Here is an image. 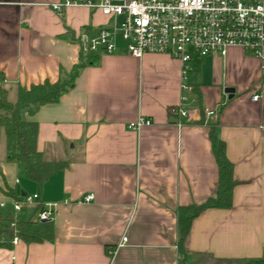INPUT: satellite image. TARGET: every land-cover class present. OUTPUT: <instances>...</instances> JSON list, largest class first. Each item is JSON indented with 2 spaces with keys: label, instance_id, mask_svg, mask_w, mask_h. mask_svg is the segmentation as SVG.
I'll return each instance as SVG.
<instances>
[{
  "label": "crops",
  "instance_id": "crops-1",
  "mask_svg": "<svg viewBox=\"0 0 264 264\" xmlns=\"http://www.w3.org/2000/svg\"><path fill=\"white\" fill-rule=\"evenodd\" d=\"M63 1L0 0V84L10 102L20 88L68 79L77 68L57 102L22 110L38 123L44 159L65 161V168L38 184L23 165L8 161L0 133V221L34 219L40 205L53 204L55 229L52 240L15 235L14 243L0 222V264H182L179 209L218 189L212 133L233 164L232 206L193 219L187 264L264 257V58L238 46L226 56L196 58L191 89L181 86L180 60L165 53L135 57L121 40L114 53H91L98 55L91 63L81 43L109 19L83 5L60 14L54 4ZM211 109L217 117L207 116ZM138 118L152 123L130 128ZM87 194L94 198L85 201ZM34 195L15 211L13 202Z\"/></svg>",
  "mask_w": 264,
  "mask_h": 264
},
{
  "label": "built area",
  "instance_id": "built-area-1",
  "mask_svg": "<svg viewBox=\"0 0 264 264\" xmlns=\"http://www.w3.org/2000/svg\"><path fill=\"white\" fill-rule=\"evenodd\" d=\"M83 5L99 10L109 19L99 34L81 43L85 53H114L121 40L124 51L135 57L146 53H165L182 63V88L191 89L188 73L193 61L211 54L226 56L230 47L264 58V0H65L54 4L58 13L68 6ZM253 95L254 100L260 99ZM172 114L186 116V111L172 109ZM217 117L218 109L207 110ZM152 122L138 118L130 128ZM37 195L13 202L15 211L31 204ZM87 194L85 201H91ZM1 207L5 206L3 203ZM54 205H43L39 220H52ZM18 242V237L13 239ZM127 242L122 239L120 246Z\"/></svg>",
  "mask_w": 264,
  "mask_h": 264
},
{
  "label": "trees",
  "instance_id": "trees-1",
  "mask_svg": "<svg viewBox=\"0 0 264 264\" xmlns=\"http://www.w3.org/2000/svg\"><path fill=\"white\" fill-rule=\"evenodd\" d=\"M87 57L90 58L88 62L91 63L98 60V55L91 53H88ZM76 69L68 79H62L56 83L45 82L33 85L29 89L20 88L18 99L14 103L8 100V93L0 84V129L4 130L6 136L7 159L10 162L23 165L26 176L40 185L56 171L65 168L67 162L44 159L42 152L37 148L38 123L25 120L22 117V110L25 108L35 110L41 105L57 102L60 96L72 86L77 73ZM212 141L216 149L219 169L218 189L214 196L203 203L179 209L178 248L182 256V264H187V252L184 244L193 219L209 208H230L232 206V190L236 184L233 179V164L224 153V143L220 142L213 133ZM37 211H43V206L40 205ZM0 222L2 232L11 239L17 235L27 242H41L52 240L55 235L53 222L39 220L38 216L25 221L7 218ZM11 223H14V227ZM243 264H264V257L250 258Z\"/></svg>",
  "mask_w": 264,
  "mask_h": 264
},
{
  "label": "water",
  "instance_id": "water-1",
  "mask_svg": "<svg viewBox=\"0 0 264 264\" xmlns=\"http://www.w3.org/2000/svg\"><path fill=\"white\" fill-rule=\"evenodd\" d=\"M226 92H227V93H234V91H233L231 88H228V89L226 90ZM43 221H46V220H43Z\"/></svg>",
  "mask_w": 264,
  "mask_h": 264
},
{
  "label": "rangeland",
  "instance_id": "rangeland-1",
  "mask_svg": "<svg viewBox=\"0 0 264 264\" xmlns=\"http://www.w3.org/2000/svg\"><path fill=\"white\" fill-rule=\"evenodd\" d=\"M0 133H1V134H3V133H4V131H3V129H2V128L0 129ZM11 225L14 227V223H11Z\"/></svg>",
  "mask_w": 264,
  "mask_h": 264
}]
</instances>
